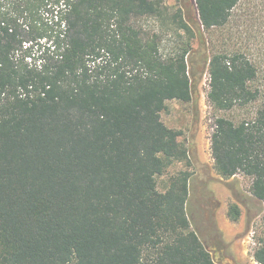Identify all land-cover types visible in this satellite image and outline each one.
Wrapping results in <instances>:
<instances>
[{"label": "trees", "instance_id": "1", "mask_svg": "<svg viewBox=\"0 0 264 264\" xmlns=\"http://www.w3.org/2000/svg\"><path fill=\"white\" fill-rule=\"evenodd\" d=\"M242 1L192 0L203 45ZM165 10L159 0H0V264H216L187 214L190 173L157 186L188 159L161 112L191 100L196 37L173 14L186 39L161 52L137 22ZM210 53L212 108L258 103L238 122L216 118L214 168L250 178L264 204V86L240 48L216 41ZM227 214L236 220L237 205ZM253 257L264 264V235Z\"/></svg>", "mask_w": 264, "mask_h": 264}, {"label": "rangeland", "instance_id": "2", "mask_svg": "<svg viewBox=\"0 0 264 264\" xmlns=\"http://www.w3.org/2000/svg\"><path fill=\"white\" fill-rule=\"evenodd\" d=\"M166 6V16L162 18L141 17L138 24L148 34H158L161 38L160 50L167 54L186 35L174 29L170 23L173 14L180 15L188 22L196 37L192 39V51L188 64L192 72V97L188 102L167 100L161 119L170 128L180 130V140L186 146L188 159L174 162L163 175L157 177V186L162 190L168 176L179 170L190 173L187 214L191 227L210 251L216 264H259L253 253L258 240L264 235L263 207L261 201L250 194L251 180L243 174L222 178L214 168L210 151V136L218 116L235 122L256 110L258 103L230 111H216L207 100L209 90L208 59L213 42L229 43L240 48L257 68V86H264V0H243L233 11V19L222 30L203 32L196 28V8L192 0H159ZM250 19L243 22L245 14ZM240 24L236 37L228 39L230 31ZM181 37V38H180ZM231 204L237 205L239 217L229 218L227 212Z\"/></svg>", "mask_w": 264, "mask_h": 264}, {"label": "crops", "instance_id": "3", "mask_svg": "<svg viewBox=\"0 0 264 264\" xmlns=\"http://www.w3.org/2000/svg\"><path fill=\"white\" fill-rule=\"evenodd\" d=\"M189 186H190V184H189Z\"/></svg>", "mask_w": 264, "mask_h": 264}]
</instances>
